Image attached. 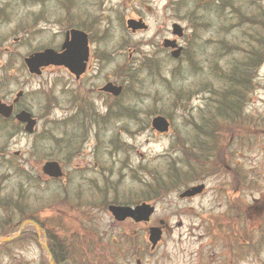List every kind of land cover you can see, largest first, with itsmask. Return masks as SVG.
I'll list each match as a JSON object with an SVG mask.
<instances>
[{"label": "rangeland", "instance_id": "obj_1", "mask_svg": "<svg viewBox=\"0 0 264 264\" xmlns=\"http://www.w3.org/2000/svg\"><path fill=\"white\" fill-rule=\"evenodd\" d=\"M61 1L0 0V98L10 100L21 90V105L35 118H42L34 136L18 123L0 121V236L14 234L1 232L12 229L10 221L21 217L25 204L35 214L43 212L37 210L39 206L52 205L53 212L60 209L55 204L62 190L61 208L71 217L69 204L75 202L82 212L76 229L90 231L66 233L77 239L78 260L84 254L79 251L88 253L93 243L96 260L110 257L107 261L112 264H229L227 242L212 244L208 235L202 236L199 210L202 206L211 207L212 213L230 211L224 188L231 190V174L209 170L218 152L227 157L225 165L237 161L244 199H250L247 182L251 177L264 189V132L229 138L234 119L245 120L250 130L264 127V12L260 10L264 0L172 4L165 15L172 13L171 20L189 25L181 39L184 55L174 60L155 53L146 61L145 56L156 51L155 42L168 35L162 24L163 0H124L121 4L107 0L103 12L87 8L83 0H70L65 7ZM131 10L145 14L150 23L147 32L125 35L124 22L115 17L133 16ZM84 11L96 20L97 40L107 45L104 67L113 71L111 80L124 85L118 98L87 93L102 83V76L84 78L78 87L66 75L30 76L23 66V56L57 43L51 36L66 24L76 22L77 17L83 23ZM129 47L134 50L119 53ZM80 99L90 103L83 111L86 119L72 108ZM105 101L112 104L111 109L103 105ZM157 113L172 125L164 135L149 126L150 116ZM70 137H75L79 148L54 156L59 143ZM37 149L49 155L37 158L27 153ZM43 159H57L68 173L61 189L59 182L37 177ZM201 182L207 184L206 195L179 197L185 187ZM9 196L25 199V204L20 202L22 212L11 209ZM114 201L155 202L150 224L163 220L165 227L154 250L147 240L148 224L113 222L106 205ZM178 221L181 226H175ZM13 241L0 243V264H49L48 254L29 234ZM65 250L71 251L67 246ZM260 253L257 262L243 254L234 264H264V248Z\"/></svg>", "mask_w": 264, "mask_h": 264}, {"label": "flooded vegetation", "instance_id": "obj_2", "mask_svg": "<svg viewBox=\"0 0 264 264\" xmlns=\"http://www.w3.org/2000/svg\"><path fill=\"white\" fill-rule=\"evenodd\" d=\"M86 1L87 8L91 9L92 7H95L96 9H99L100 11L103 12L105 9L103 3L107 0H83ZM124 0H119V3H123ZM183 0H163L162 4V14H163V21L162 24L164 25L165 33L168 35H164L160 41L155 42L156 44V51H153V53H149L150 56H152L155 53H161L164 54L166 57L170 55L172 56L173 59H180L184 55L185 52V46L182 44L181 39L184 36V30H186L189 25L187 24L186 26H182L179 22L178 19L171 20L172 13L169 14L168 16L165 15L166 9L168 10L170 6L173 5H179ZM263 1V0H258ZM79 0H77L76 3H78ZM255 2V0H254ZM67 4H70V0H62L61 4L63 7L66 6ZM158 3H161V1H158ZM68 6V5H67ZM149 8L150 7H146ZM86 16H82V21L83 23L79 22V19L77 17L76 22L68 23L66 26L62 29H60L58 32L53 34L51 38L58 39L57 43L47 44L46 46H40L38 48H35V50L29 52L27 55L30 53L33 54V52H38L42 51L44 49L50 48L53 49L55 52L59 53L60 56L62 57L63 53L65 52V48H62V45L64 44L63 42L71 41L72 38V30L81 32L85 36V45H83L81 48H77L76 55L79 58L78 61L74 59L75 55H73V60L70 65L74 69H78V66H81L84 68L83 71H78V70H71L68 66H65L64 64H44L39 67V73L35 72H29L27 67H25L26 71L30 76H38L41 77L44 74H53L55 76H63L66 75L67 77L71 78L78 87L81 86L82 81L84 78H91L95 80V77L97 76H102L104 78L102 80V83L100 85L91 87L87 89L88 92H93L96 94H103L107 97H112V98H118L122 95L123 93V88L114 93V90H101V88L106 84V83H111V84H121L117 81L111 80L113 71L110 70L109 67H104V64L108 60L107 57L105 56L106 54L109 53L107 49V45L103 42H100L96 38V31L94 29L96 20L95 18L89 14L90 11H84ZM133 13V16L130 17H122L119 18V16H116V19H120L121 22H124V27L126 30L125 35L133 37L136 34H140L143 32H147L148 29H150V23L148 22L147 18L145 17V14L140 10L136 11L135 13L133 10H131ZM189 18V17H187ZM62 20V17L60 18ZM132 20V21H130ZM171 20V21H170ZM138 23H134V22ZM130 23V24H129ZM127 24L130 26L128 27ZM140 24H142V27H139ZM145 24V25H144ZM189 24H191L189 20ZM139 27V28H138ZM158 29H161V27H157ZM160 33V31H159ZM78 42V41H77ZM79 43V42H78ZM179 47V51L176 54H172V51L177 50ZM129 50H134L131 49L130 47L121 51L119 50V53H125L128 52ZM26 55V56H27ZM106 59V60H104ZM141 59H143V56H141ZM107 86V85H106ZM121 87H123V84H121ZM21 98H22V91H18L16 96L14 98H11L10 100H5L6 97L0 98L2 101L6 104H9L11 106V114L9 117H2L0 115V121H5L8 124H17L22 126L20 122H18L15 119V114L20 111V110H27L24 108L23 105H21ZM76 98V97H75ZM74 98V99H75ZM77 104L74 105L73 111L75 114H77L78 117H82L83 119H86L85 116L83 115V111L86 109L85 107L90 104L87 102V104L84 102L83 99H80ZM103 105L106 108L111 109V103L110 102H103ZM117 105V104H114ZM119 108L126 109L125 106L122 104H118ZM29 111V110H28ZM31 117L34 119V126L31 129L30 133H26L29 136H34L38 130L39 122L42 121V118H35L33 113L29 111ZM80 115V116H79ZM46 116H49V113H47ZM72 118V117H71ZM70 118V119H71ZM69 119V120H70ZM88 120V119H87ZM90 120V118H89ZM45 124L43 121L42 126ZM83 124V123H82ZM81 124V125H82ZM43 129V128H42ZM46 132V129H45ZM242 130L237 128L234 131V137L233 139L238 136L245 137L247 136V132L239 135L238 133H241ZM252 132V131H251ZM254 136L256 135L255 133H251ZM68 135V134H66ZM159 135V134H158ZM238 135V136H237ZM75 137H70L69 139H65L61 146L59 145L57 150H54V156H58L60 154L66 153V154H71L73 150L78 149V146H75L77 142H74ZM34 141V140H33ZM42 149V148H41ZM47 150H28V154L31 157L37 156H45L49 155L47 153ZM18 152L16 151L14 155L16 156ZM236 159L238 160V153H236ZM217 161L212 164L213 166L211 167V173L218 175L219 173L221 174H231L232 176V182H231V190L224 188V192L226 193L228 197V201H230L229 207L230 211H226V213H212V208L211 207H200V227L204 229V232L202 231V236H209V241L213 244L216 243L217 241H224L227 242L228 245V260L227 263L229 264H234V259L239 260L240 257L243 254L247 255V258L249 260H253L254 262H257L260 260V251L262 248H264V227H262L264 223V189L263 186L256 182L255 177H251L250 181L247 182L248 186V191L250 194V199L246 200L245 194L241 193V178H240V169L239 165L237 164V161L235 162L234 165L232 166H226L225 163L227 162V157L224 159V157L221 156V153H217ZM44 162H47L48 160L43 159ZM54 160L61 169V175L58 176L56 179L49 177L48 175L40 174L39 171H36V175L39 178H44L46 181H49L51 179L56 180L60 184L59 189H61V186L63 185L64 181L67 180V174L65 173L64 168L62 165L57 161V159H52ZM42 167V166H41ZM223 170L225 171L223 173ZM252 173V172H249ZM249 176V174H248ZM206 177V176H204ZM203 177V178H204ZM245 177V176H243ZM202 178V179H203ZM222 178V176H220ZM222 182V180H220ZM219 182V183H220ZM198 186H200V189H196ZM214 187V186H213ZM210 187V188H213ZM184 191H188V194L183 195ZM208 191L207 184L205 182H201L198 184H192L184 188V190L179 193V197H186L188 199L194 198L199 195H206ZM24 194V193H23ZM22 194V195H23ZM248 194V195H249ZM19 195V196H22ZM60 195V196H59ZM58 200L56 201L57 207L60 209L56 208V211H52V205L49 206H39L37 210H42L43 212L40 214L37 212H32V210H29V207L27 204H25V199H21L20 197L14 199L15 197L9 196V201H10V206L11 209L14 211L18 209L19 211L22 212V205L20 204L21 201L26 205L25 209H23V212L21 214V217L18 218L16 221L11 223L12 229L9 231L10 233H40L42 234V237L44 238L45 243L47 244L46 247L49 248V239H48V233H57L55 236V240H52V242L56 245V255H58V242L62 239V232L63 233H90L89 230H80L76 229L78 226V216L81 214L78 205L74 202V205L71 207V214H69L71 217H68L67 212L61 208V206L64 205V198L62 195V190L58 194ZM79 204V201H77ZM218 205V203H216ZM190 208H193L192 206L188 205ZM183 207V206H182ZM188 207V208H189ZM186 210H181L179 213H177V217L181 216L182 212H185ZM226 218L228 220H226ZM24 221H30L31 223H25L22 228L20 223ZM133 222L130 219H125L121 222L114 221V223H124V222ZM159 222H163V220H159ZM33 223V224H32ZM135 223V222H133ZM140 224V223H137ZM151 225H156V224H151ZM175 226H181V221H178ZM225 226V227H224ZM165 227V224L163 223L162 228ZM226 230V232H222V228ZM72 229V231H70ZM76 229V231H75ZM99 233V232H97ZM105 233V232H102ZM209 233V234H207ZM208 235V236H207ZM201 235H199L200 237ZM227 237V239H225ZM57 264H62L61 262L57 261Z\"/></svg>", "mask_w": 264, "mask_h": 264}, {"label": "water", "instance_id": "obj_3", "mask_svg": "<svg viewBox=\"0 0 264 264\" xmlns=\"http://www.w3.org/2000/svg\"><path fill=\"white\" fill-rule=\"evenodd\" d=\"M72 40L63 42L62 48H65V52L63 53L62 57L59 53H56L52 49H46L40 52H35L33 55H29L28 57L24 58V62L27 65L30 72L39 73L38 68L39 66H42L44 64H64L65 66H68L71 70H83L82 65L78 66V69H74L72 65L73 55H75L74 59L76 61L79 60L76 55L77 48H81L83 45H85V36L78 31H72ZM79 43H78V42ZM104 90H110V89H117L113 88L110 85L105 86L103 88ZM119 89V88H118ZM0 113L7 115L9 113V107L5 106L0 102ZM16 119H19L20 121H25L27 124L25 125L26 130H30L33 121L29 120V114L27 112L21 111L16 115ZM152 126L155 127L159 131H165L167 129V123L163 117H155L152 120ZM48 168L49 174L53 176L58 175V167L55 163H49L46 166ZM45 167V168H46ZM46 170V169H45ZM108 210L112 214V216L117 220H123L126 217L132 218L134 221H147L151 213L153 212V206L147 203H141L136 206L129 207V206H120V205H109ZM161 236V231L157 227H151L149 229L148 233V240L151 243V248L155 246L157 241L159 240ZM10 238H2V240H9ZM50 264H52L50 260Z\"/></svg>", "mask_w": 264, "mask_h": 264}, {"label": "trees", "instance_id": "obj_4", "mask_svg": "<svg viewBox=\"0 0 264 264\" xmlns=\"http://www.w3.org/2000/svg\"><path fill=\"white\" fill-rule=\"evenodd\" d=\"M262 11L264 12V9H262ZM112 248H113V246H112ZM112 248H111V251H112ZM115 250H119V249H117L115 246ZM75 251H77V249H75V250L71 249V251H69V252H67V250L63 249V252H61L59 255H61L60 257L62 259H63V255H64V259H65L64 264H112L113 263V262L107 261L110 257H108L106 259V261L105 260L99 261V260H96L94 258L91 259V255L89 253L84 252V251H79L80 254H83V253L84 254L80 257V260H78L75 257V255L77 253ZM111 251H110V254H111Z\"/></svg>", "mask_w": 264, "mask_h": 264}]
</instances>
